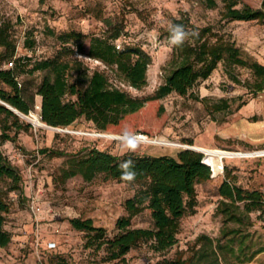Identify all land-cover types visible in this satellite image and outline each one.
Here are the masks:
<instances>
[{
  "label": "rangeland",
  "instance_id": "374dc122",
  "mask_svg": "<svg viewBox=\"0 0 264 264\" xmlns=\"http://www.w3.org/2000/svg\"><path fill=\"white\" fill-rule=\"evenodd\" d=\"M231 1L236 2V8L260 10L264 0ZM105 18L124 24V33L117 40L121 48L136 45L152 57L147 84L142 89L134 88L113 68L79 52L64 55L72 64L68 73L71 83L84 87L87 75L97 69L104 71L114 86L134 97L153 94L167 75L183 63L185 49L195 46L200 37L210 43L218 37L234 41L244 58L264 65V20L228 18L225 0H0V25L8 26L17 44V55L31 58L18 76L24 96L34 98L32 110L19 114L31 127L16 135L10 131L15 140L2 145L4 153L23 175L24 192L10 194L6 229L11 233V241L0 246V264H163L177 257L203 264L207 261L203 253L213 257L215 249L227 264H264V221L257 212L246 214L241 210L238 211L241 221L230 220L221 211L219 194L226 168L238 185L264 192V90L255 91L258 78L251 68L222 60L208 78H199L187 95L172 92L149 101L141 110L105 131L97 129L85 117L68 127L36 126L27 117L35 112L41 118L40 110L35 107L42 99L37 88L50 74L31 72L32 64L53 57L64 48L57 39L62 32L76 30L89 34L84 41L88 50L90 36L104 33ZM175 20H183V29L188 33L179 46L170 42ZM206 29L210 31L205 34ZM28 39L35 40L32 48L27 45ZM201 64L196 62L197 67ZM140 131L176 145L105 135L132 137ZM195 144L243 155L226 158L218 173L213 171L211 179L196 184L195 212L188 211L180 219L177 242L172 247L156 251L151 241H138L124 258L109 259L105 245L92 244L86 231L72 226L71 218H91L94 225L105 228L107 238L119 232L116 222L120 217L130 216L133 228L155 227L148 208L132 215L126 208V201L134 196L139 184L103 175L91 181L81 175L59 180L57 176L66 156L53 152H85L97 147L115 155L131 151L176 156L180 149ZM33 198L41 207L39 214L32 209ZM48 241L57 242V248L46 249ZM219 244L226 245L224 252L219 251Z\"/></svg>",
  "mask_w": 264,
  "mask_h": 264
},
{
  "label": "trees",
  "instance_id": "16d2710c",
  "mask_svg": "<svg viewBox=\"0 0 264 264\" xmlns=\"http://www.w3.org/2000/svg\"><path fill=\"white\" fill-rule=\"evenodd\" d=\"M225 2L226 16L230 19L264 20V1L260 10H253L251 7L236 8V2L231 0ZM103 20L106 29L101 35L90 36L88 50L84 46V41L89 34L70 30L57 35V39L64 46L60 52L32 64L31 72L50 73L43 78L37 88V94L42 98L40 115L46 124L68 127L79 118L85 117L92 121L97 129L105 131L109 126L119 125L126 116L138 112L149 101L162 99L172 92L187 95L199 78H208L218 63L225 59L232 64L251 68L258 78L255 91L264 90V65L244 58L242 50L236 43L223 37H218L213 43L202 41L200 37L195 46H188L184 51L183 63L167 75L165 82L153 94L144 97H134L126 90L114 86L109 76L97 69L87 75L84 87L71 83L68 73L72 64L64 59V55L79 52L87 53L113 68L134 88L142 89L147 84V71L152 61L150 54L132 44L121 48L117 40L124 33V24L114 22L110 18ZM174 25H181L184 28L185 23L183 20H175ZM203 31L206 34L210 30ZM34 43L35 40H27L28 47L32 48ZM0 47L2 48L0 99L18 111L28 114L32 110L34 98L27 99L24 96L18 73L30 64L31 58L17 55L16 41L4 23L0 25ZM9 62H13L12 67H7ZM196 62L202 63L201 66L197 67ZM67 96L76 98L67 99ZM29 127L31 124H25L18 113L0 102V246H6L11 241V233L6 229V215L11 209L10 194L24 192L23 175L4 153L2 145L8 140H15L10 131H15L16 135ZM148 137L152 138L149 135ZM53 155L66 156L57 176L59 180L64 181L81 175L85 180L91 181L103 175L121 182L139 184L134 196L126 201V208L130 215L148 208L154 221V228H133L130 216L120 217L116 222L119 232L112 238H107L105 228L94 225L91 218L70 219L75 229L87 232L92 244L97 243L98 247L105 245L109 259L124 258L138 241H151L156 251H165L172 247L177 242L180 219L188 211L195 212L196 184L211 179L213 174L211 165L204 161L206 154L190 148L180 149L176 156L138 154L131 151L115 155L97 147L85 152L67 154L53 152ZM125 161H131L134 165L136 173L134 181L122 179L120 164ZM219 194L222 197L221 211L226 213L230 220L241 221L242 217L238 215V211L241 210L246 214L257 212L258 217L264 221V192L238 185L228 168L225 179L219 186ZM218 247L219 251L224 252L226 245L219 244ZM213 254V257H209L203 253V256L207 257L203 264H227L222 262L218 250H213ZM163 264L198 263L177 257L165 260Z\"/></svg>",
  "mask_w": 264,
  "mask_h": 264
},
{
  "label": "bare ground",
  "instance_id": "6f19581e",
  "mask_svg": "<svg viewBox=\"0 0 264 264\" xmlns=\"http://www.w3.org/2000/svg\"><path fill=\"white\" fill-rule=\"evenodd\" d=\"M36 126H44L45 124L42 119L39 117V115L35 112H31L29 116H27ZM110 137L114 138H124V139H131L138 142H144V143H153V144H160V145H176L173 142L168 141L165 138H149V137H136L134 139L129 138L127 136H119L117 134H105ZM191 148L198 149L206 154L207 162L213 167L215 173H218L223 168V162L226 158H234L239 155H243L240 152L230 151L226 149H220V148H213V147H205L201 145H190ZM249 155V154H245Z\"/></svg>",
  "mask_w": 264,
  "mask_h": 264
},
{
  "label": "clouds",
  "instance_id": "9594fccd",
  "mask_svg": "<svg viewBox=\"0 0 264 264\" xmlns=\"http://www.w3.org/2000/svg\"><path fill=\"white\" fill-rule=\"evenodd\" d=\"M188 33L185 32L183 26L174 25L171 29V38L170 42L172 45L179 46L181 45L185 39H187ZM120 168L122 170V179L124 181H134L136 177V173L134 171V165L131 161H125L120 164Z\"/></svg>",
  "mask_w": 264,
  "mask_h": 264
},
{
  "label": "built area",
  "instance_id": "2783aa9c",
  "mask_svg": "<svg viewBox=\"0 0 264 264\" xmlns=\"http://www.w3.org/2000/svg\"><path fill=\"white\" fill-rule=\"evenodd\" d=\"M12 66H13V62H9L7 67H12ZM0 102H3V101L0 99ZM35 107H36L37 110H41V102L36 103ZM15 110L17 111L18 114H20V111H18L17 109H15ZM30 114H31V113H30ZM142 136H144V137H148L147 134L142 133V132H139V133H135V134H133L132 137H129V138L134 139V138H136V137H142ZM261 151H262V150H261ZM256 152H257V151H256ZM204 161H205L207 164H209V163L207 162L206 157H205ZM212 170H213V169H212ZM213 171H214V170H213ZM31 203H32L31 206H32L33 211H34L36 214H39L40 211H41V207L38 205L36 198H33ZM56 248H57V242H55V241H48V242H47L46 249H48V250H54V249H56Z\"/></svg>",
  "mask_w": 264,
  "mask_h": 264
},
{
  "label": "water",
  "instance_id": "95a60500",
  "mask_svg": "<svg viewBox=\"0 0 264 264\" xmlns=\"http://www.w3.org/2000/svg\"><path fill=\"white\" fill-rule=\"evenodd\" d=\"M2 104H4V105H6L8 108H10V109H12L13 111H15L16 113H17V111L15 110V108H13L11 105H9L8 103H6V102H1ZM189 148H191V147H189ZM192 149H195V148H192ZM204 153V152H203ZM210 165V164H209Z\"/></svg>",
  "mask_w": 264,
  "mask_h": 264
}]
</instances>
